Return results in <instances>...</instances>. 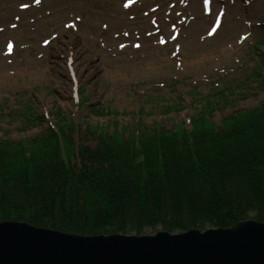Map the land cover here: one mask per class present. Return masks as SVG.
<instances>
[{"label":"rangeland","instance_id":"rangeland-1","mask_svg":"<svg viewBox=\"0 0 264 264\" xmlns=\"http://www.w3.org/2000/svg\"><path fill=\"white\" fill-rule=\"evenodd\" d=\"M261 105L264 0H0V143L70 121L78 146L220 128Z\"/></svg>","mask_w":264,"mask_h":264},{"label":"trees","instance_id":"trees-1","mask_svg":"<svg viewBox=\"0 0 264 264\" xmlns=\"http://www.w3.org/2000/svg\"><path fill=\"white\" fill-rule=\"evenodd\" d=\"M70 123L0 143V222L81 236L264 223V105L220 128L202 114L191 132L155 127L93 146H77Z\"/></svg>","mask_w":264,"mask_h":264},{"label":"water","instance_id":"water-1","mask_svg":"<svg viewBox=\"0 0 264 264\" xmlns=\"http://www.w3.org/2000/svg\"><path fill=\"white\" fill-rule=\"evenodd\" d=\"M0 264H264V223L145 236H79L0 222Z\"/></svg>","mask_w":264,"mask_h":264},{"label":"snow or ice","instance_id":"snow-or-ice-1","mask_svg":"<svg viewBox=\"0 0 264 264\" xmlns=\"http://www.w3.org/2000/svg\"><path fill=\"white\" fill-rule=\"evenodd\" d=\"M37 2H39V0H37Z\"/></svg>","mask_w":264,"mask_h":264}]
</instances>
